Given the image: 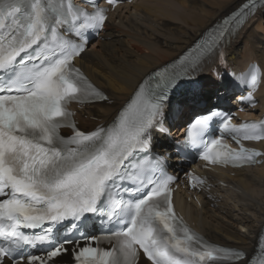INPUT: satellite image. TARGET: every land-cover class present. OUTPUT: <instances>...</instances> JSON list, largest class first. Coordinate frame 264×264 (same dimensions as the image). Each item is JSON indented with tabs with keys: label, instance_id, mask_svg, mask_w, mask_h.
<instances>
[{
	"label": "snow or ice",
	"instance_id": "obj_1",
	"mask_svg": "<svg viewBox=\"0 0 264 264\" xmlns=\"http://www.w3.org/2000/svg\"><path fill=\"white\" fill-rule=\"evenodd\" d=\"M92 8H65L62 0H0V264H60L73 246L71 264H205L217 256L219 264H250L243 250L205 245L183 224L171 199L173 178L151 155L152 132L173 112L192 113L178 153L203 146L200 159L233 166L264 155L205 140L219 119L234 139L264 141V121L234 126L231 115L215 106L198 108L204 98L200 68L212 58L226 62L235 29L209 33L138 85L108 127L85 132L70 122L67 105L108 101L72 64L85 51L86 32L106 24V11ZM257 11H264V0H241L224 23L238 28ZM73 36L84 43L74 44ZM261 80L264 68H251L245 82L252 107ZM182 81L190 86L177 95ZM63 126L71 127L70 137L59 134ZM92 217L108 227L110 250L81 245L99 239L84 235ZM37 248L44 254L30 251Z\"/></svg>",
	"mask_w": 264,
	"mask_h": 264
},
{
	"label": "bare ground",
	"instance_id": "obj_2",
	"mask_svg": "<svg viewBox=\"0 0 264 264\" xmlns=\"http://www.w3.org/2000/svg\"><path fill=\"white\" fill-rule=\"evenodd\" d=\"M241 0H136L110 15L102 40L95 41L77 62L88 79L102 90L109 102L86 107L78 115L80 125L91 127L113 120L117 110L134 94L138 85L153 71L176 60L217 20L233 12ZM133 8V13L121 17ZM176 21V31L164 24ZM264 11L245 23L230 39L226 62L216 58L202 66L197 77L205 102L219 86V79L245 70L257 62L264 68ZM165 26V27H163ZM166 30L167 38L161 33ZM260 31L263 36L256 37ZM237 94L233 100L239 97ZM260 111L264 112V80L258 91ZM192 113H170L166 123L174 129L186 125ZM86 120H83V117ZM253 118L254 114L246 115ZM85 119V118H84ZM175 121V122H173ZM176 123V124H175ZM185 128H181L182 130ZM153 145L165 146V141L154 135ZM259 147L264 151V143ZM230 175H233L232 177ZM218 178L226 187L211 192L212 201L201 200V207L189 204L181 193L175 202L194 228L211 243L243 250L248 257L259 246L264 224V158L261 166L237 171H219ZM243 228L244 232L238 231ZM143 264V261H142Z\"/></svg>",
	"mask_w": 264,
	"mask_h": 264
},
{
	"label": "rangeland",
	"instance_id": "obj_3",
	"mask_svg": "<svg viewBox=\"0 0 264 264\" xmlns=\"http://www.w3.org/2000/svg\"><path fill=\"white\" fill-rule=\"evenodd\" d=\"M123 12H120L121 13V17H124L125 15H128L129 13H133V8H130V10H128L127 11V13H126V11L125 10H122ZM170 21V23L169 22H166V23H168V24H164L166 27H169L170 28V30H173V31H176L175 29H172L173 27L174 28H176L177 27V22L176 21H173V20H169ZM263 24H264V20H263ZM165 26H163V27H165ZM173 26V27H172ZM178 28V27H177ZM258 33V35L255 33L254 35L256 36V37H258V36H263V33L262 34H260L261 32L260 31H258L257 32ZM161 38L162 39H166L167 38V33H166V30H164L162 33H161ZM85 118V119H84ZM83 120H86L87 118L84 116L83 118H82ZM89 128H91V127H89ZM87 129V128H86ZM232 176V175H231ZM238 231H241V233H242V231L244 232V229L243 228H240V229H238Z\"/></svg>",
	"mask_w": 264,
	"mask_h": 264
}]
</instances>
